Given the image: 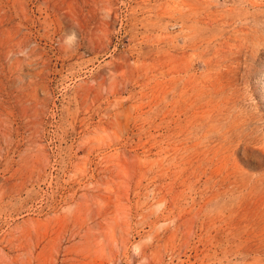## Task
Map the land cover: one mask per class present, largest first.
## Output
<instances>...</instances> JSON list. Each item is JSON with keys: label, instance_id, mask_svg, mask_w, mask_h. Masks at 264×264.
Segmentation results:
<instances>
[{"label": "rangeland", "instance_id": "obj_1", "mask_svg": "<svg viewBox=\"0 0 264 264\" xmlns=\"http://www.w3.org/2000/svg\"><path fill=\"white\" fill-rule=\"evenodd\" d=\"M0 264H264V0H0Z\"/></svg>", "mask_w": 264, "mask_h": 264}, {"label": "bare ground", "instance_id": "obj_2", "mask_svg": "<svg viewBox=\"0 0 264 264\" xmlns=\"http://www.w3.org/2000/svg\"><path fill=\"white\" fill-rule=\"evenodd\" d=\"M178 26V25H177ZM230 185V184H229Z\"/></svg>", "mask_w": 264, "mask_h": 264}]
</instances>
